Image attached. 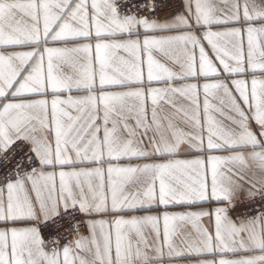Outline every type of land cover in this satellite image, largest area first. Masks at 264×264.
<instances>
[{
    "label": "snow or ice",
    "instance_id": "obj_1",
    "mask_svg": "<svg viewBox=\"0 0 264 264\" xmlns=\"http://www.w3.org/2000/svg\"><path fill=\"white\" fill-rule=\"evenodd\" d=\"M0 264H264V0H0Z\"/></svg>",
    "mask_w": 264,
    "mask_h": 264
}]
</instances>
